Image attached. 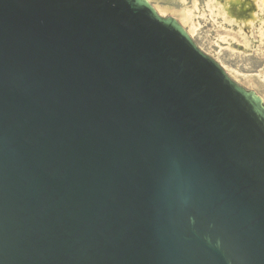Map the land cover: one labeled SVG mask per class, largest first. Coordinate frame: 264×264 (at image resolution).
Wrapping results in <instances>:
<instances>
[{
  "label": "water",
  "instance_id": "95a60500",
  "mask_svg": "<svg viewBox=\"0 0 264 264\" xmlns=\"http://www.w3.org/2000/svg\"><path fill=\"white\" fill-rule=\"evenodd\" d=\"M0 264H264V104L148 0H0Z\"/></svg>",
  "mask_w": 264,
  "mask_h": 264
},
{
  "label": "rangeland",
  "instance_id": "374dc122",
  "mask_svg": "<svg viewBox=\"0 0 264 264\" xmlns=\"http://www.w3.org/2000/svg\"><path fill=\"white\" fill-rule=\"evenodd\" d=\"M264 104V0H148Z\"/></svg>",
  "mask_w": 264,
  "mask_h": 264
}]
</instances>
